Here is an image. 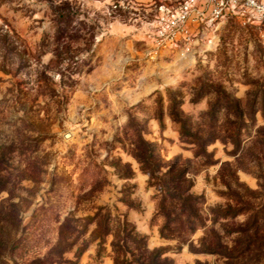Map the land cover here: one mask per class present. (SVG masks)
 Here are the masks:
<instances>
[{"label": "rangeland", "instance_id": "obj_1", "mask_svg": "<svg viewBox=\"0 0 264 264\" xmlns=\"http://www.w3.org/2000/svg\"><path fill=\"white\" fill-rule=\"evenodd\" d=\"M114 4L0 0V264H264L260 30L184 61Z\"/></svg>", "mask_w": 264, "mask_h": 264}, {"label": "built area", "instance_id": "obj_2", "mask_svg": "<svg viewBox=\"0 0 264 264\" xmlns=\"http://www.w3.org/2000/svg\"><path fill=\"white\" fill-rule=\"evenodd\" d=\"M114 8H154L146 37L153 50L189 60L210 46L217 26L235 20L254 27L264 38V0H114Z\"/></svg>", "mask_w": 264, "mask_h": 264}, {"label": "trees", "instance_id": "obj_3", "mask_svg": "<svg viewBox=\"0 0 264 264\" xmlns=\"http://www.w3.org/2000/svg\"><path fill=\"white\" fill-rule=\"evenodd\" d=\"M67 20H66V17L65 16H60L59 17V20H58V27L56 28V40L58 41V40H60L62 37H63V35H64V31H65V29H64V27L62 26V23H64V22H66ZM138 158V161L140 162V163H143L142 161H144V160H142L143 158H139V156H137ZM144 165V164H143Z\"/></svg>", "mask_w": 264, "mask_h": 264}]
</instances>
